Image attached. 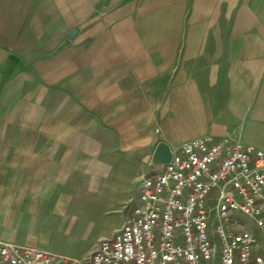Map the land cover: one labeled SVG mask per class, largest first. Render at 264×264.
<instances>
[{
  "label": "crops",
  "instance_id": "obj_1",
  "mask_svg": "<svg viewBox=\"0 0 264 264\" xmlns=\"http://www.w3.org/2000/svg\"><path fill=\"white\" fill-rule=\"evenodd\" d=\"M225 133L264 151V0H0V240L58 253L158 141Z\"/></svg>",
  "mask_w": 264,
  "mask_h": 264
},
{
  "label": "built area",
  "instance_id": "obj_2",
  "mask_svg": "<svg viewBox=\"0 0 264 264\" xmlns=\"http://www.w3.org/2000/svg\"><path fill=\"white\" fill-rule=\"evenodd\" d=\"M0 264H264V151L228 133L187 139L86 261L0 240Z\"/></svg>",
  "mask_w": 264,
  "mask_h": 264
},
{
  "label": "rangeland",
  "instance_id": "obj_3",
  "mask_svg": "<svg viewBox=\"0 0 264 264\" xmlns=\"http://www.w3.org/2000/svg\"><path fill=\"white\" fill-rule=\"evenodd\" d=\"M145 166L150 167L148 157L145 159ZM138 181V180H137ZM138 183V182H137ZM131 194L124 202L123 207L119 208L118 200L111 201V190L108 188L100 196H90L85 207V219L77 221L74 225H65L62 233L53 240L52 249L61 248L57 254L67 252L78 255L81 251V261H86L93 250L98 237L112 235L121 224V217L125 218L131 205L136 199L135 186L127 190ZM126 194V193H125ZM88 218L91 220L88 221ZM55 253V252H54Z\"/></svg>",
  "mask_w": 264,
  "mask_h": 264
},
{
  "label": "water",
  "instance_id": "obj_4",
  "mask_svg": "<svg viewBox=\"0 0 264 264\" xmlns=\"http://www.w3.org/2000/svg\"><path fill=\"white\" fill-rule=\"evenodd\" d=\"M173 155V149L164 141H158L154 146L149 165L151 170L148 175H154L163 170L165 164L169 163Z\"/></svg>",
  "mask_w": 264,
  "mask_h": 264
}]
</instances>
